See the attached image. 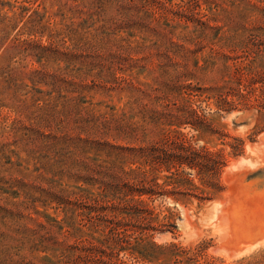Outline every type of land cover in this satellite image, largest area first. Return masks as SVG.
<instances>
[{
	"label": "rangeland",
	"instance_id": "obj_1",
	"mask_svg": "<svg viewBox=\"0 0 264 264\" xmlns=\"http://www.w3.org/2000/svg\"><path fill=\"white\" fill-rule=\"evenodd\" d=\"M18 5L29 7L30 11L38 10L43 15L40 26L21 29L23 21L16 18ZM57 9L58 2L54 0H0V264H197L206 261L238 264L243 257L264 248V216L259 215L261 206H258L264 204L263 199L255 203L241 202L232 186L241 184V180L249 184L251 197H258L264 191V130L256 131L253 111L239 106L214 115L218 130L243 140L241 154H226L225 163L216 172L219 191L201 184V175L195 169L184 167L183 175L208 190L209 199L181 194L157 195L152 199L134 195L144 199L148 210H152L148 219L133 218L118 226L111 223L105 226L89 219V202L85 192L78 188L94 192L97 184H84L76 179L75 172H47V159L64 160L67 149L62 143L43 141L37 133L40 120L34 109L26 108L18 114L15 107L21 99L34 106L40 101H54L61 91V96L73 95L66 92L62 81L71 74L81 77L85 72L98 74L101 69L111 79L115 75L118 79L130 76L147 83H152L156 76L185 80L195 60L201 64V58L213 54L212 51L228 52L229 46L241 48L248 32L264 28V0H138L135 8L120 10L115 5H101L99 15L92 19L94 30L99 27L98 38L104 36L102 31L108 26L106 45L129 44L141 52L138 55L141 61L129 65V71L128 66L118 62L104 63L103 68L84 66L49 52L44 53L46 61L39 62L37 56L27 55L21 45L22 48L19 44L12 46L15 37L37 38L43 44L51 42L49 27L62 20L60 14H54ZM39 32L42 35H37ZM183 37L194 42L186 44L191 49L188 54L187 49L178 45L183 43L179 42ZM69 44L66 38L64 45ZM180 54L189 57L188 69L178 63ZM34 68L59 74L62 89L54 90L49 76L45 79L46 85L36 86L43 93L25 86L22 82L30 83L22 80L19 72ZM187 81L194 83L195 80L190 77ZM84 94L76 100L83 106L97 109L91 102L105 100L115 109L127 112L126 122L132 130L134 125L133 138L138 139H117L118 144L124 145L147 143L160 136L162 126L151 119L150 109L163 110L171 101L163 93L139 100L136 95L129 97L128 90L111 92L109 100L98 85H91V90ZM52 128H58V124L55 122ZM179 130L191 138L195 147L204 145L210 150L230 151L217 134L202 133L187 124ZM230 139L224 137V140ZM52 194H56L53 195L56 199L51 198ZM239 218L259 226L255 230L254 227L245 229L243 233L237 230ZM197 248L200 251L194 256ZM180 249L189 252L185 254Z\"/></svg>",
	"mask_w": 264,
	"mask_h": 264
},
{
	"label": "trees",
	"instance_id": "obj_2",
	"mask_svg": "<svg viewBox=\"0 0 264 264\" xmlns=\"http://www.w3.org/2000/svg\"><path fill=\"white\" fill-rule=\"evenodd\" d=\"M54 1L58 2V9L54 14H60L62 20L49 27L48 37L51 42L43 44L37 38L15 37L12 46L21 45L27 55L37 56L39 62L47 59L44 56L46 52L59 54L64 61H76L84 66L101 65L103 68L104 63L110 65L112 62H118L128 66V71L129 65L141 61L142 57H138L141 52L135 51L129 44L106 45L107 41L104 40L110 28L105 27L106 31H102L104 36L99 39L97 33L99 27L94 30L92 21L95 15H99L101 5H115L118 10L130 9L135 8L138 0ZM16 8L19 13L17 17L14 13V16L23 21L21 29L40 26L43 15L38 10L30 11L29 7L22 5ZM200 21L206 24L205 21ZM39 33L37 35H42ZM198 37L202 39L200 35ZM66 38L70 40L67 46L64 45ZM96 38L100 40V44ZM179 42H183L178 45L182 49H187V54L191 49L186 48V44L194 43L184 37ZM212 52L213 54L201 58V64L200 60L192 62L193 68L185 80L174 76L171 78L156 76L152 83H147L134 80L130 76L118 79L115 75H112L111 79L105 72L102 73L101 69L98 74L85 72L81 77L71 74L68 79L62 81L66 92L73 95L61 96V91L54 101H40L34 106L26 99L18 100L17 105L13 103L18 114L26 108H32L37 112L40 120L36 125L37 133L44 142L62 143L67 149L68 156L64 160L52 158V162L49 159V163L47 159V172H75L76 179H81L84 184H97V191L94 192L78 187L85 192L89 202V219H96L105 226L110 223L118 226L123 221H131L133 218L137 221L148 219L152 210H148L144 199L134 195H147L152 199L157 195L181 194L209 199L211 194L208 190L194 184L192 179L183 175L184 167L199 172L201 184L216 188L217 191L221 189L216 172L225 163L226 154L232 156L241 154L243 140L218 130L214 124V115L240 106L243 110L254 112L256 131L264 130V28L257 32H248L241 48L229 46L228 52ZM168 58L171 60V56ZM179 58L178 63H183L188 69L189 57L180 54ZM207 72L208 78L205 77ZM19 75L22 80H28L30 85L22 83L33 91L45 92L36 86L46 85L45 79L48 76L51 78L49 84L54 90L62 89L60 75L48 73L44 69L21 70ZM190 77L195 80L194 83L187 81ZM206 79H209L210 83L205 84ZM91 85L96 87L98 85L109 100L111 92L123 90L129 91V97L136 95V99L141 100L162 93L169 97L170 104L163 110L150 109L151 119L155 124L162 126L159 130L160 136L152 138L147 143L118 144L117 139L133 138L136 128L133 125L132 130V126L126 122L125 110H117L105 100L91 102L92 106H98L97 109L77 103V98L84 96V91L91 90ZM52 92L53 90L48 91V94ZM55 122L58 124L56 129L52 128ZM43 124L46 126L43 127ZM184 124L202 133L217 134L221 143L230 147V151L225 153L223 148L210 150L204 145L195 147L191 138H187L186 134L179 130ZM226 136L231 139L224 140ZM133 139L137 141L138 137ZM33 142L39 146L37 139ZM47 156L49 157V154ZM99 156L104 158L100 159ZM131 164L135 166L131 167ZM53 195L56 194H52L51 198L56 199ZM118 244L113 243V246ZM180 251L185 254L189 252L185 249ZM197 251L200 249H196L194 256ZM197 264L213 263L206 261ZM238 264H264V248L243 257Z\"/></svg>",
	"mask_w": 264,
	"mask_h": 264
},
{
	"label": "bare ground",
	"instance_id": "obj_3",
	"mask_svg": "<svg viewBox=\"0 0 264 264\" xmlns=\"http://www.w3.org/2000/svg\"><path fill=\"white\" fill-rule=\"evenodd\" d=\"M240 174V173H239ZM241 175V174H240ZM235 184V183H234ZM232 184V186H233V189H234V191L233 192H235V194H237V196H238V198L239 199H241V202L243 201H256L257 199H263V201H264V191L263 192H259L260 193V195L257 197V195L256 196H253V197H251L250 195L252 194L251 192H252V190H251V186L248 184H244L243 183V181L241 180V184ZM251 190V191H250ZM255 191H256V189H255ZM255 191H253V192H255ZM256 193H258V192H256ZM251 197V198H250ZM255 203V202H254ZM256 205V204H255ZM258 206H261L260 207V216H264V208H263V206H264V204H258ZM236 219V218H235ZM239 220H240V218H239ZM241 221V223H240V225H239V228L237 229V230H240V231H242L243 230V233H244V230L246 229V230H252L253 229V227H254V229L253 230H255V227L256 226H259V225H257V224H253L252 222H250V224H248L249 223V221L248 222H246V221H243V220H240ZM244 223H243V222ZM251 223L253 224V225H251ZM248 232V231H247ZM249 232H251V231H249ZM252 247V246H251Z\"/></svg>",
	"mask_w": 264,
	"mask_h": 264
}]
</instances>
